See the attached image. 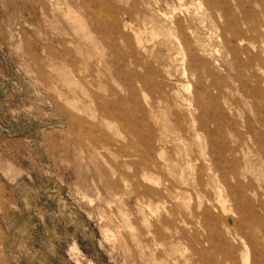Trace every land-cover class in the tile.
Masks as SVG:
<instances>
[{
    "label": "rangeland",
    "instance_id": "1",
    "mask_svg": "<svg viewBox=\"0 0 264 264\" xmlns=\"http://www.w3.org/2000/svg\"><path fill=\"white\" fill-rule=\"evenodd\" d=\"M263 42L264 0H0V264H264Z\"/></svg>",
    "mask_w": 264,
    "mask_h": 264
},
{
    "label": "bare ground",
    "instance_id": "2",
    "mask_svg": "<svg viewBox=\"0 0 264 264\" xmlns=\"http://www.w3.org/2000/svg\"><path fill=\"white\" fill-rule=\"evenodd\" d=\"M200 2V1H199ZM234 2V1H233ZM258 5V4H257ZM183 7V6H182ZM180 9V8H179ZM205 9V8H204ZM236 10H237V8H235ZM185 10V9H184ZM183 11V10H182ZM216 11V10H215ZM238 11V10H237ZM175 13V12H174ZM186 13V12H185ZM236 13V12H235ZM239 13V12H238ZM263 19V18H262ZM243 22H241V24H242ZM174 24V23H173ZM244 28V27H243ZM177 29V28H176ZM228 35V34H227ZM229 36V35H228ZM228 41V40H227ZM243 41V40H242ZM264 43V42H263ZM240 44H241V42H240ZM263 49V48H262ZM261 51V50H260ZM183 54V53H182ZM244 66H246V65H244ZM245 70V69H244ZM262 85H263V83H262ZM184 185V184H183ZM218 204L221 206V208L222 209H224L225 210V203H224V201H223V199L222 198H219V200H218ZM221 209V210H222ZM226 211V210H225ZM222 212H224V211H222ZM238 238V237H237ZM242 260L244 261V262H247L248 261V256L247 255H242Z\"/></svg>",
    "mask_w": 264,
    "mask_h": 264
}]
</instances>
